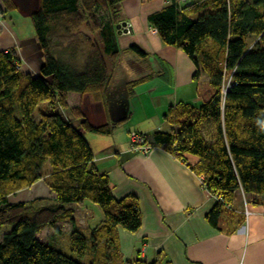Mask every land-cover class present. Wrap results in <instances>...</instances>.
<instances>
[{
    "label": "trees",
    "instance_id": "16d2710c",
    "mask_svg": "<svg viewBox=\"0 0 264 264\" xmlns=\"http://www.w3.org/2000/svg\"><path fill=\"white\" fill-rule=\"evenodd\" d=\"M123 1L39 0L29 15L41 55L37 74L22 70L14 48L0 49V264L160 263L122 260L118 229L138 230L140 207L133 194L114 196L84 136L112 132L107 110V124L94 126L79 101L102 95L108 106L117 87ZM166 1L148 24L188 56L194 80L206 75L211 93L197 105H169L163 119L171 128L143 134V142L196 158L191 169L215 198L206 220L217 227L240 191L264 203V0ZM3 4L4 13L15 8ZM129 49L146 57L136 44ZM42 104L47 109L34 116ZM42 177L53 195L47 203L10 199ZM85 201L103 213L89 232L74 225V208ZM65 221L73 224L68 254L54 238Z\"/></svg>",
    "mask_w": 264,
    "mask_h": 264
},
{
    "label": "crops",
    "instance_id": "0c3cea01",
    "mask_svg": "<svg viewBox=\"0 0 264 264\" xmlns=\"http://www.w3.org/2000/svg\"><path fill=\"white\" fill-rule=\"evenodd\" d=\"M176 1L184 4L192 0ZM166 2H122L121 15L125 24L120 28L129 23L131 31L118 35L121 54L117 68L120 78L116 86L121 83L123 88L118 87L119 90L113 86L111 94L113 99L126 102L127 118L125 122L115 124L110 134L84 133L85 138L92 139L91 142L87 138L93 161L108 175L114 196L122 198L133 194L138 200L139 229L135 232L118 229L121 258L140 257L146 262L159 259V264H264L262 201L246 198L240 191L231 205L224 208L217 227H213L206 220V214L215 204V198L191 169L196 161L194 156L179 159L162 147H152L146 153L129 149L131 131L148 134L169 130L163 119L169 105L179 101L197 105L211 93L206 75L201 74L194 80L195 67L188 56L165 44L148 24L147 16L161 9ZM3 10L5 6L0 0V49L14 48L21 62L24 61L21 68L25 66V72L37 74L41 55L35 37L19 40L11 32ZM28 40L37 51L35 66L32 56L25 61L19 49L18 43ZM131 44L138 45L146 57H138L132 52ZM128 63L132 64L130 70L126 67ZM136 80L140 81L131 89L129 83ZM79 101L84 116L92 125L107 124L108 108L102 95H84ZM125 123L132 124L127 128L123 126ZM111 135H121V141L116 142Z\"/></svg>",
    "mask_w": 264,
    "mask_h": 264
},
{
    "label": "rangeland",
    "instance_id": "374dc122",
    "mask_svg": "<svg viewBox=\"0 0 264 264\" xmlns=\"http://www.w3.org/2000/svg\"><path fill=\"white\" fill-rule=\"evenodd\" d=\"M15 4H13L14 6H17L13 9H11L9 12H5L6 15V21L8 23V26L11 29V32L13 34L16 35V37L19 40H26V39H30L32 38V36H35L34 34V29H33V25H32V21L29 15H25L28 14L31 11H34L35 6L38 5L39 0H13ZM4 18V17H3ZM81 28L84 30V26H81ZM80 33L82 35H84V31H80ZM28 40L27 42H20L19 44V49L22 52V56L23 59L26 61L27 59L31 58L32 56V65L35 66L37 63V57L35 56V53H37L35 45L33 44V42L31 44H29ZM23 44V47H22ZM21 45V46H20ZM30 48H32V50H30ZM120 48V46H119ZM121 54V53H120ZM120 54L118 57V62L120 61ZM31 55V56H30ZM20 60V65L23 66V62H21ZM126 67H129L128 70L131 69L132 64H127ZM25 66L22 68L23 71H25ZM207 86L209 87V84L207 83ZM210 88V87H209ZM46 105L42 104L39 105L37 110L34 112V116H37V111L41 108L45 109ZM108 108V106H107ZM47 109V107H46ZM82 110V109H81ZM157 111H160L157 109ZM165 109L163 110L164 113ZM16 112H18V109L16 107ZM125 122V121H124ZM132 123H125L123 126L130 128V125ZM166 126L168 127V129L171 128V126L166 123ZM129 130V129H128ZM165 130V129H164ZM151 132L148 133V135ZM90 134V133H88ZM98 135H104V134H98ZM121 137V135H120ZM120 137H114L113 135H111V138L114 139L116 142L121 141ZM89 139V141L92 142L91 137L87 136L86 139ZM91 147V146H90ZM139 145L136 144V148L133 147V145L129 146V149L132 151H137L139 153H143L140 150H136L138 149ZM49 166L46 165L45 166V171H47V169ZM45 177H42L40 180H38L37 182H35V184H33L30 188L25 189L20 191L18 194L13 195L10 197V199L12 201L14 200H24V201H32L33 203H38L39 205H43L45 203H47L50 198H52V194L49 191V188L47 187L46 181H45ZM41 201V202H40ZM46 201V202H45ZM86 205L81 204V205H76L74 208V222H75V227L76 228H80L81 230L85 231V232H89L90 229L94 226H96L99 222L100 219H102L103 217V213L100 210V208L89 201L85 202ZM60 230L58 233V237L57 235L54 237L55 240L57 241V247L59 246L60 248L63 249L64 253L68 254L69 248H70V232L73 229V224L71 223V221H65L60 225ZM46 234V233H45ZM145 259V258H144Z\"/></svg>",
    "mask_w": 264,
    "mask_h": 264
},
{
    "label": "water",
    "instance_id": "95a60500",
    "mask_svg": "<svg viewBox=\"0 0 264 264\" xmlns=\"http://www.w3.org/2000/svg\"><path fill=\"white\" fill-rule=\"evenodd\" d=\"M125 22L122 24L124 25ZM121 25V26H122ZM119 27V26H118ZM228 85L224 92L226 93ZM126 102L120 99H113L112 96L108 97V115L109 119L113 124L120 123L127 118V107Z\"/></svg>",
    "mask_w": 264,
    "mask_h": 264
},
{
    "label": "built area",
    "instance_id": "2783aa9c",
    "mask_svg": "<svg viewBox=\"0 0 264 264\" xmlns=\"http://www.w3.org/2000/svg\"><path fill=\"white\" fill-rule=\"evenodd\" d=\"M131 29V26H130ZM129 29V23H127V25L124 28H120V32H126L129 33L131 30ZM7 51V50H5ZM130 145H133L134 148H136V144L139 145L138 149L136 150H140L143 153H146L151 147L144 144V136L137 133V132H131L130 135Z\"/></svg>",
    "mask_w": 264,
    "mask_h": 264
},
{
    "label": "clouds",
    "instance_id": "9594fccd",
    "mask_svg": "<svg viewBox=\"0 0 264 264\" xmlns=\"http://www.w3.org/2000/svg\"><path fill=\"white\" fill-rule=\"evenodd\" d=\"M124 23V22H123ZM121 26V25H120ZM123 26V25H122ZM121 33V32H120ZM227 87V86H226ZM110 120V119H109ZM111 122V121H110ZM112 123V122H111ZM131 132H136V131H131ZM130 132V133H131ZM130 133H129V135H130ZM137 133H139V132H137ZM139 134H141V133H139ZM141 135H143V134H141ZM129 141H130V137H129ZM228 207V206H227Z\"/></svg>",
    "mask_w": 264,
    "mask_h": 264
}]
</instances>
